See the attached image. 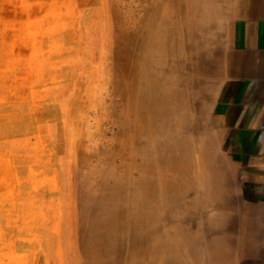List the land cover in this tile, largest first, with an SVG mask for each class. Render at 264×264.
<instances>
[{
	"label": "rangeland",
	"instance_id": "obj_1",
	"mask_svg": "<svg viewBox=\"0 0 264 264\" xmlns=\"http://www.w3.org/2000/svg\"><path fill=\"white\" fill-rule=\"evenodd\" d=\"M243 8L0 0V264H83V203L116 199L146 221L140 234L166 264H206L224 191L212 167L214 115ZM151 216L159 227L147 230Z\"/></svg>",
	"mask_w": 264,
	"mask_h": 264
},
{
	"label": "crops",
	"instance_id": "obj_2",
	"mask_svg": "<svg viewBox=\"0 0 264 264\" xmlns=\"http://www.w3.org/2000/svg\"><path fill=\"white\" fill-rule=\"evenodd\" d=\"M235 35L214 115L221 157L212 167L224 191L209 216L220 223L209 227L206 264H264V0H244Z\"/></svg>",
	"mask_w": 264,
	"mask_h": 264
},
{
	"label": "bare ground",
	"instance_id": "obj_3",
	"mask_svg": "<svg viewBox=\"0 0 264 264\" xmlns=\"http://www.w3.org/2000/svg\"><path fill=\"white\" fill-rule=\"evenodd\" d=\"M145 89H146V87H145ZM164 94H165V92H164ZM167 100H168V98H165L164 95H162V93H159V95L157 96V98H155L153 103H154L155 106L161 107L164 103L167 102ZM159 147H161V146H159ZM155 148H156V146H155ZM159 162H160V160H159ZM179 164L180 163H178L177 166H176L177 167L176 171L180 170V168H179L180 165ZM150 166H152V165H150ZM151 168L152 167H148L146 170H151ZM144 173L146 174V172H144ZM139 184H138V188H139ZM87 188H89V187H87ZM155 188L156 187H155L154 184H153V186H152V184L151 185L149 184V194H147V195L151 196L152 193H153L152 190L155 191ZM180 188H182V187H180ZM82 189H84V188H82ZM118 192L121 193V197H123L124 196L123 194H125V193H122L121 191H118ZM103 193H104V191H103ZM110 195H111V192H110ZM111 196H109V197H111ZM106 197H108V196H106ZM132 197H134V196H132ZM156 198H155V200H156ZM120 201H121L120 199H116V201L112 202V203L111 202H106V201H101V202H98L95 205V207H93V208H92V206L89 205L88 200H85V203H83V210H82L83 213H82L81 221H80L81 222L80 223V225H81L80 226V231H81V234H82V238H81V250H82L81 260H82L83 264H142L141 261H140V257H141V255L143 253L142 252L143 250H144V253H143L144 255L145 254H146V256L149 255V261L147 260L148 261L147 263L145 261L146 264H166L164 255H163V253H161V250H163L161 248V245H157V246H155L153 248L150 247L149 245L152 242V238H150V237L148 238V236L144 237L143 236L144 234L143 235L140 234V231L145 228V226L143 224L146 221L142 224V221H139L138 217L131 219V217L126 216V214H125V212H124V210L122 208V205L120 204ZM124 201H125V199H124ZM152 201H153V199H152ZM79 202H80V200H79ZM134 203H135V201H134ZM126 204H127V202H126ZM169 208H170V206H169ZM125 209H126V207H125ZM150 210H154V209L151 208ZM178 210H179V208H178ZM185 212H187V210ZM157 217H155V216L149 217L148 224H147V230H153V229H156L157 227H159L158 223H157V222H159ZM162 217H164V216H162ZM78 224H79V222H78ZM73 235H74V233H73ZM185 236H183V240H182L183 243L185 245H189L191 247L192 244L188 243L190 241V239H188L187 236L186 237ZM75 237H76V235L74 236V238ZM218 245H220V243ZM142 247H147L148 250L147 249L146 250L143 249L141 251ZM177 247H178V245H175V248H177ZM188 252H190V251H188ZM173 253H175V252H173ZM183 259H184V257H183ZM225 263H227V262H225ZM176 264H177V261H176Z\"/></svg>",
	"mask_w": 264,
	"mask_h": 264
}]
</instances>
